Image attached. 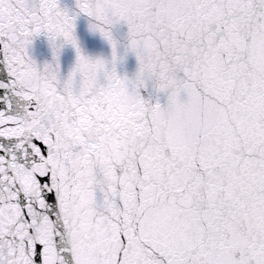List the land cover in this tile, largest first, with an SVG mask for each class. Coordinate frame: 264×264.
Instances as JSON below:
<instances>
[{"label": "snow or ice", "instance_id": "obj_1", "mask_svg": "<svg viewBox=\"0 0 264 264\" xmlns=\"http://www.w3.org/2000/svg\"><path fill=\"white\" fill-rule=\"evenodd\" d=\"M0 264H264V0H0Z\"/></svg>", "mask_w": 264, "mask_h": 264}, {"label": "water", "instance_id": "obj_2", "mask_svg": "<svg viewBox=\"0 0 264 264\" xmlns=\"http://www.w3.org/2000/svg\"><path fill=\"white\" fill-rule=\"evenodd\" d=\"M32 54L40 61L49 58L50 52L44 38L37 39V41L34 43Z\"/></svg>", "mask_w": 264, "mask_h": 264}]
</instances>
